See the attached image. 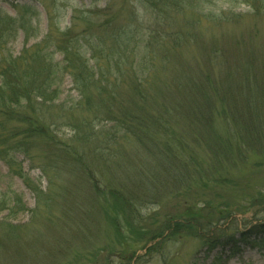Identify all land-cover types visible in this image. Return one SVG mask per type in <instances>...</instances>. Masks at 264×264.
Masks as SVG:
<instances>
[{
    "label": "trees",
    "instance_id": "trees-1",
    "mask_svg": "<svg viewBox=\"0 0 264 264\" xmlns=\"http://www.w3.org/2000/svg\"><path fill=\"white\" fill-rule=\"evenodd\" d=\"M142 1L159 22L152 28L147 26L142 38L138 37L140 22L134 19L117 27L111 22L104 36L90 31L89 21L100 14L93 10L79 12L89 24L86 31L76 33L74 19L79 14L75 10L73 24L67 29L58 34L49 29L41 40L17 55L9 43L21 33L26 41L35 34L33 18L39 11L16 3L12 15L0 7V159L17 163L13 173L37 193L34 216L57 213L58 220L69 225L67 236L86 239L100 227L102 215L120 244L131 240L145 248L154 242L147 252L181 235L195 237L211 250L219 243L235 247L260 244L264 241V221L239 233L234 228L217 227L211 234L210 228L234 213L220 216L211 206L215 199H225L224 209L264 200V179L259 178L263 183L256 179L264 175V75L256 69L247 73L244 81L248 87L245 94L239 92L238 100L233 99L228 81L223 87L214 86L210 75L177 74L172 81H155L162 62H168L166 53L184 42L182 32L171 25L175 12L196 6V13L214 22L222 17L213 10L205 12L203 6L212 0ZM80 39H86V48L79 45ZM140 52L147 56L140 57ZM56 54L62 56L59 61L54 59ZM65 75L72 78L79 97L73 111L56 112L60 106L55 100ZM216 87L223 93L219 104L215 101ZM220 117L227 123L224 134L215 127ZM61 126L68 127L69 136H58ZM200 128L203 132L208 129L206 139L196 135ZM203 139L211 146L209 158L205 156L209 150H198ZM125 141L134 147L132 157L126 156ZM18 155L42 170L49 182L46 189L32 180ZM251 156L245 175V171L235 170L239 161L248 162ZM53 168L55 176L50 174ZM163 181L169 187L161 188L164 193L156 192L155 196L154 188H160ZM167 194L183 198V206L166 213L165 224L154 227L150 215L143 217L142 205ZM15 195L10 212L26 208L22 197ZM236 195H243L242 204L234 202ZM189 200L194 203L185 205ZM196 201L205 204L199 209L203 221L197 211L186 214ZM4 207L0 206V212ZM24 226L0 219V257L15 248L12 253L20 259L29 252L26 264H31L28 260L32 258L41 264L54 246L37 234L25 241L21 236ZM62 237L58 234V241ZM113 250L104 255V264L109 263ZM135 252L128 255L129 261Z\"/></svg>",
    "mask_w": 264,
    "mask_h": 264
},
{
    "label": "rangeland",
    "instance_id": "rangeland-1",
    "mask_svg": "<svg viewBox=\"0 0 264 264\" xmlns=\"http://www.w3.org/2000/svg\"><path fill=\"white\" fill-rule=\"evenodd\" d=\"M16 3L33 6L39 12L33 18V24L36 27L35 34L26 41L24 33H21L15 41L9 43L15 55L19 54L25 46H30L41 40L49 32V29H53L55 34L67 29L73 24L72 15L75 10L79 17L74 19V24H76L74 31L79 34L86 31V24L90 23L88 26L90 31H96L104 36V32H107L105 29L108 30L110 26L116 25L117 27L122 23L134 22V19L140 22L141 34H138V37L142 38L143 33L148 31L147 26L152 28L159 24L149 7L143 5L142 0H0V7L14 15ZM198 8L193 6L186 12H175L171 25L175 30L182 32L180 36L184 42L177 50L174 49L166 53L168 62L167 64L162 62L155 81L160 78L172 81L177 74H184L185 77L189 74H199L196 76L200 77L210 75L212 84H220L223 87L222 84L228 81L233 99L238 100L239 92L245 94L247 90L248 84L244 81V76L247 73L256 69L261 72L262 76L264 75V0H212L203 8L206 10L205 12L208 10L217 12L222 17L217 22L209 19L206 15L201 16L200 13H196ZM88 10L97 11L100 14L91 22L86 23L83 15L79 12ZM135 14L138 15V18L135 17ZM82 43V47L86 48V39H80L79 45ZM141 56L147 55L140 52ZM163 56L164 54L160 56V60ZM61 57L60 54H56L54 59L59 61ZM62 81L58 99L55 100V104L60 107L55 111H73L78 101V92L74 89L72 78L69 75L62 77ZM172 91L175 89L172 88ZM173 93L178 96V93ZM222 94L216 87L215 101L218 104L222 103ZM84 113L89 114L90 117L93 116L89 112L84 111ZM215 127L217 131L224 134L227 130L224 118L220 117L215 122ZM200 129L198 132L203 136H200L197 131L196 135L206 139L208 129L205 132H203V128ZM69 135L68 127L61 126L58 136L67 137ZM205 139L199 142L201 145L198 150L200 152L209 150L205 153V156L209 158L212 155L211 146L206 145ZM123 148L126 156L134 155L135 150L132 143L125 141ZM228 153L231 154V151ZM17 158L22 161L32 180L41 188L46 189L49 182L37 164L32 163L30 159H25L24 155H18ZM252 159L253 156L249 158L248 162L239 161L235 170L245 171V175L252 164ZM32 164H35L36 167H33ZM12 168L17 170L18 164L11 165L5 159H0V206H5V209L0 212V219L7 218L16 224H24L25 229L19 232L22 231L21 236L26 239L25 241L29 238L31 240L37 234L39 239L42 235L43 241L52 243L54 251L48 253L49 255L43 263L41 261V264H104V255L110 249L114 250L111 252L108 264H264V241L257 245L241 243L236 247L219 243L211 250L199 239L181 235L168 238L162 247L154 248L150 252H147V248L154 242L148 243L145 248H142L141 243H134L131 240L120 244L118 240L116 241L114 234H111L110 226L107 225V221L105 217V220L103 219L102 215L100 227L97 230L94 229L93 233H90L91 235L86 236V239L82 240L76 235L67 236L70 233L69 225L63 219L58 220L57 213H42L40 217L34 216L32 210L37 204V193L29 188L21 177L16 176ZM50 174L55 176L54 168ZM100 176L99 174L98 177ZM256 177L260 183H263L259 179H264L262 173ZM259 182L257 184L260 186ZM160 184V188L157 187L156 190L154 188L155 196L156 192L163 194V189L169 187V184L164 181ZM171 193H175V191ZM15 194L22 197L26 208L10 212L11 199L16 197ZM228 196L230 197L231 193H228ZM160 197H153L148 201L150 203L146 202L142 205L143 217L148 219L150 215L149 219L155 221L154 227L165 224L166 213L175 212L178 206H183L181 201L183 198H173L169 194L166 197ZM242 197L243 195L240 197L236 195L234 202L237 204L242 201ZM223 201H225L224 198L215 199V203L211 206L215 207L214 209L219 212L220 216L225 217L227 214L234 213L229 220H221L216 226L212 225L211 234L217 227H225L228 230L234 228L239 233L248 230L253 223L264 221V200L256 205H249L248 202H245L244 205H238L236 208L230 205L228 209L222 208L225 203ZM186 203L194 202L189 200L184 202L185 205ZM195 203L190 208L188 207L186 214L189 215L190 211H197V217L202 220L204 216L199 209H202L205 204L201 201ZM240 203L242 204V202ZM168 232L169 230H166V234ZM58 234L63 235L60 241H58ZM66 236L69 239L67 242L65 241ZM261 237L264 239V234ZM23 246L26 247L27 244L23 243ZM105 248L108 250L105 251ZM13 249L10 248L0 257V264H26L25 260L28 257L26 255L29 252L25 257L23 253V257L20 259V256H14ZM100 249L101 251H99ZM134 252L136 253L134 258L129 261L128 255ZM121 256H124L125 259H122ZM16 260L21 261L16 262ZM28 261L31 264H38L34 258Z\"/></svg>",
    "mask_w": 264,
    "mask_h": 264
}]
</instances>
